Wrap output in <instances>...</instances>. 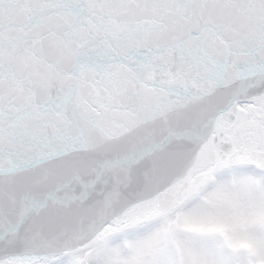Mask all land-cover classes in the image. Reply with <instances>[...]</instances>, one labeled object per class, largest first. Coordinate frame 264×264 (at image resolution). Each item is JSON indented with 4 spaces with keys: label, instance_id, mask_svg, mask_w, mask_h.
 <instances>
[{
    "label": "snow or ice",
    "instance_id": "snow-or-ice-1",
    "mask_svg": "<svg viewBox=\"0 0 264 264\" xmlns=\"http://www.w3.org/2000/svg\"><path fill=\"white\" fill-rule=\"evenodd\" d=\"M0 264H264V0H0Z\"/></svg>",
    "mask_w": 264,
    "mask_h": 264
}]
</instances>
